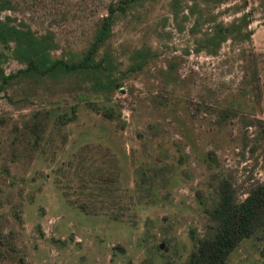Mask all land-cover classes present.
I'll return each instance as SVG.
<instances>
[{
  "label": "rangeland",
  "instance_id": "374dc122",
  "mask_svg": "<svg viewBox=\"0 0 264 264\" xmlns=\"http://www.w3.org/2000/svg\"><path fill=\"white\" fill-rule=\"evenodd\" d=\"M10 1L1 17L37 34L51 31L58 55L86 46L110 0ZM243 1L250 39H226L207 54L191 49L192 16L180 21L186 8L174 16L170 0H136L99 49L127 73L109 100L91 91L72 96L68 79L22 78L0 91V264H176L192 248L191 235L201 234L220 177L231 180L238 199L264 179L263 139L256 124L244 123L264 120V0H227L213 11L228 22L240 11L222 9ZM143 44L156 54L128 72V55ZM240 47L255 54L258 98L236 106ZM0 51L8 55L6 73L23 66L6 45ZM173 54L182 57L177 73L184 77L174 86L160 71ZM87 98L118 117H103ZM40 107L48 118L36 141L28 126ZM263 244L241 239L224 264H264Z\"/></svg>",
  "mask_w": 264,
  "mask_h": 264
},
{
  "label": "trees",
  "instance_id": "16d2710c",
  "mask_svg": "<svg viewBox=\"0 0 264 264\" xmlns=\"http://www.w3.org/2000/svg\"><path fill=\"white\" fill-rule=\"evenodd\" d=\"M136 0H110L106 5V12L96 22L93 34L86 46L77 54L66 51L58 55H52L51 51L56 47L52 32L46 30L43 33H34L27 24L16 25L11 23L9 15H0V43L6 45L9 54L23 66L14 71L5 72L2 61L8 56L0 51V91L5 89L12 80L30 78L35 82L70 80L68 91L72 96L77 94H88L99 92L106 100L111 98L113 90L117 89L123 77L127 73H120V68L115 63L109 51L99 55V49L106 43L111 28L118 15L124 14ZM183 0H170L172 13H181L180 21L192 16L187 32L191 37L194 52L203 51L207 54H215L220 44L229 39L232 43H242L250 39L251 30L247 27L249 17L247 11H242L245 1L232 3L222 10H233L239 15L233 16L228 22L217 19L221 11H213L215 6L227 0H192L190 3ZM12 7L10 0H0V14L4 9ZM184 8V9H183ZM176 23L177 29L181 30L183 24ZM11 43V45H9ZM188 46L182 49L187 53ZM239 58L242 61V75L238 86L232 93L236 106L245 100L250 103V96L254 100L257 95V71L256 57L252 51L246 53L243 47L239 48ZM148 45H141L133 49L128 55L129 64L126 66L128 72H133L144 67L150 57L155 55ZM182 61L181 55H170L164 59L165 67L160 69L171 79L172 86L183 80L177 73L178 66ZM124 74V75H123ZM130 74V73H129ZM128 74V75H129ZM168 80H164L165 83ZM57 82V83H58ZM85 103L103 117L114 119L118 113L110 107H99L91 98L85 99ZM71 112L74 113L73 107ZM67 116L62 122L69 120ZM48 118V109L40 107L32 112L29 130L34 140L42 135ZM0 116V123L3 122ZM256 124L257 135L263 139L261 150V168L264 172V120L262 118H251L244 120L247 124ZM102 180L114 181V176L102 173ZM206 217L202 225V232L193 237L192 248L187 257L176 264H224L228 254L245 237L264 239V179L256 180L246 187L245 195L238 199L235 187L227 177H220L216 185V196L213 201L205 207ZM264 262V244L259 248Z\"/></svg>",
  "mask_w": 264,
  "mask_h": 264
}]
</instances>
